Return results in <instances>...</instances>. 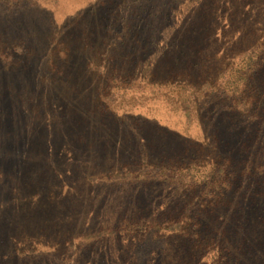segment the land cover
I'll return each mask as SVG.
<instances>
[{
	"label": "rangeland",
	"instance_id": "rangeland-1",
	"mask_svg": "<svg viewBox=\"0 0 264 264\" xmlns=\"http://www.w3.org/2000/svg\"><path fill=\"white\" fill-rule=\"evenodd\" d=\"M0 264H264V0H0Z\"/></svg>",
	"mask_w": 264,
	"mask_h": 264
}]
</instances>
